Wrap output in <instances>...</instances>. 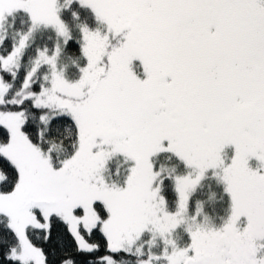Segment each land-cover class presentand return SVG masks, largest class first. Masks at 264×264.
<instances>
[{
    "label": "snow or ice",
    "instance_id": "snow-or-ice-1",
    "mask_svg": "<svg viewBox=\"0 0 264 264\" xmlns=\"http://www.w3.org/2000/svg\"><path fill=\"white\" fill-rule=\"evenodd\" d=\"M261 169L264 0H0V264H264Z\"/></svg>",
    "mask_w": 264,
    "mask_h": 264
},
{
    "label": "trees",
    "instance_id": "trees-1",
    "mask_svg": "<svg viewBox=\"0 0 264 264\" xmlns=\"http://www.w3.org/2000/svg\"><path fill=\"white\" fill-rule=\"evenodd\" d=\"M89 17V21L94 27V20L90 12L86 13ZM62 63H69L67 60L62 61ZM71 74V72H69ZM170 154H161L156 157L154 160L157 161V166L159 162H165L166 157ZM173 163H175V158H173ZM178 171L183 173L185 170L182 164L179 165ZM220 185L215 179L208 177L205 181L202 182V186L198 190L196 197L194 199H200L204 201V214L208 216L210 223L215 224L216 227H221L223 221L227 219L228 215H230L231 204L230 199L221 194L219 191L211 192L209 191L210 187ZM163 194L165 195L166 200L168 201V210L174 212L176 210V194L174 191V184L171 180H166L163 186ZM226 203L224 206L223 204ZM202 218V217H201ZM174 238L177 240V243L181 246H185L188 243V234H186L184 228H180L174 235ZM155 251H159V249H155ZM135 260V257L132 258Z\"/></svg>",
    "mask_w": 264,
    "mask_h": 264
},
{
    "label": "flooded vegetation",
    "instance_id": "flooded-vegetation-1",
    "mask_svg": "<svg viewBox=\"0 0 264 264\" xmlns=\"http://www.w3.org/2000/svg\"><path fill=\"white\" fill-rule=\"evenodd\" d=\"M226 152L228 153L229 156H231V153L234 152V149H233L232 147H228V148L226 149ZM250 166H251V167H252V166H255L254 169H256V167H258V161L254 158V160H253V164H251ZM209 177L215 179V181H216L218 184H220V185H217V186L210 187L209 191H211V192L219 191V194H221V195L223 196V198H225V196H227V197L230 199V197L228 196V194L224 191V185H223V183L220 182V181H218L215 177H213V176L211 175V173H209ZM225 204H226V203H224L223 206H224ZM230 204H231V201H230ZM212 225H213L214 227H216L215 224L212 223ZM217 228H218V227H217Z\"/></svg>",
    "mask_w": 264,
    "mask_h": 264
},
{
    "label": "rangeland",
    "instance_id": "rangeland-1",
    "mask_svg": "<svg viewBox=\"0 0 264 264\" xmlns=\"http://www.w3.org/2000/svg\"><path fill=\"white\" fill-rule=\"evenodd\" d=\"M138 63V62H137ZM234 153V152H233ZM233 153H231V155L233 154ZM156 157H154V159H155ZM253 160H254V158L253 159H251L250 161H249V166L251 165V164H253ZM158 166H159V164H158ZM251 167V166H250ZM254 167L255 166H252L251 168H253L254 169ZM257 168V167H256ZM261 171H264V169H261ZM203 219V217L201 218V220ZM219 228V227H218ZM186 232V231H185ZM186 234H188L187 232H186ZM188 237H189V235H188ZM190 242V237H189V239H188V243ZM187 243V244H188Z\"/></svg>",
    "mask_w": 264,
    "mask_h": 264
}]
</instances>
